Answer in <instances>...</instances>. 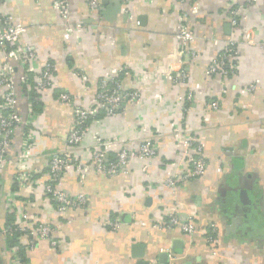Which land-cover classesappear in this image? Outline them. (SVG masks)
Listing matches in <instances>:
<instances>
[{
  "label": "crops",
  "instance_id": "obj_1",
  "mask_svg": "<svg viewBox=\"0 0 264 264\" xmlns=\"http://www.w3.org/2000/svg\"><path fill=\"white\" fill-rule=\"evenodd\" d=\"M195 1L190 22L196 38L180 52L175 0H99L97 12L87 0H69L71 19L83 25L70 33L53 0H0V13L26 27L18 44L34 53L30 80L52 66L51 85L35 90V145L22 165L13 160L0 176V230L7 223V197L14 193L15 206L53 225L57 241L39 240L29 248L22 234L20 252L17 244L7 245L13 237L0 236V264H264V0L243 8L240 29L254 43L239 44L237 74L226 79L208 76L205 69L236 33L226 15L233 0ZM5 52L0 49V68ZM181 72L185 80L175 82ZM106 75L117 78L122 91L138 90L141 99L122 104L113 115L97 108L98 81ZM249 84H255L253 91L245 90ZM188 92L191 101L178 100ZM61 93L69 100L61 101ZM214 99L216 109L209 105ZM76 106L94 109L74 150L88 171L80 178L68 168L54 184L69 196L84 194L86 201L62 213L43 185L50 180L49 159L66 145ZM19 110L25 111L23 97ZM178 130L197 138L206 167L171 189L164 179L183 170ZM146 139L156 148L152 158H133L111 175L92 169L94 151L112 161L118 150ZM20 169L36 183L20 187ZM171 215L191 220L199 232H183L169 223ZM106 218L117 228L105 224ZM210 227L218 233L217 255L205 239Z\"/></svg>",
  "mask_w": 264,
  "mask_h": 264
},
{
  "label": "built area",
  "instance_id": "obj_2",
  "mask_svg": "<svg viewBox=\"0 0 264 264\" xmlns=\"http://www.w3.org/2000/svg\"><path fill=\"white\" fill-rule=\"evenodd\" d=\"M128 3L130 0H123ZM257 0H233L226 8L228 22L235 34L229 36L226 40V46L223 51L216 53L208 61L205 73L208 76L220 75L223 78H229L237 74L236 62L239 56V44L247 41L253 44L254 40L249 36L248 30L240 29V21L243 8L252 5ZM179 6V15L177 19V28L174 32V39L180 52H184L185 44H189L196 38L193 26L190 22V14L195 12L198 3L191 0L187 7H184L185 0H175ZM53 5L58 8L61 22L67 31L73 32L83 28L79 21H73L70 17L69 0H53ZM88 7L97 12L100 8L99 0H87ZM125 13L129 18L133 15L125 9ZM26 32V27L13 20L9 14L0 13V49H5L6 62L0 68V176L3 167L9 162L15 160L17 164H23L29 157L32 147L35 145L33 136V123L37 118L38 112L33 108L29 101L28 94L33 90H44L51 85V69L50 64H46L43 71L32 82L28 73L31 71L30 64L34 59V53L28 46H20L18 44L22 34ZM191 58H195L194 51H186ZM21 73L19 84L16 81V75ZM185 74L179 73L175 78V82H183ZM255 84H249L245 87L246 91H253ZM221 91L224 92V89ZM22 94V95H21ZM23 97L25 111L19 110V100ZM192 93L178 98L180 101H191ZM61 101H68L69 96L65 93L59 94ZM141 99L138 90L122 91L120 81L114 76H101L98 81V90L95 95V106L105 109L108 114H115L118 108L124 103H136ZM211 108L218 107L216 99L210 100ZM94 114L93 108H85L76 106L73 109L72 127L69 130L63 150L51 156L47 163V170L50 180L46 182L44 194L58 205L59 212H65L72 207H81L85 204L86 198L82 193L75 196H69L55 186L57 178L68 168L75 169L80 178L87 174L86 165L79 161L74 155V150L84 138L87 123ZM177 139L181 147V164L182 171H178L173 176H167L163 183L174 189L179 180L194 178L201 176L206 167L203 158L202 146L196 137L191 135V131L181 132L178 130ZM16 153V154H15ZM156 154V148L151 140H143L134 149H121L116 152L115 158L108 161L105 154L101 150H96L92 154V169L104 172L108 175L115 174L118 170L129 163L133 158H142L148 160ZM146 167V166H145ZM146 168H142L145 172ZM16 180L20 187L30 186L33 182L29 173H23L20 169L16 176ZM8 213H13L15 219L13 222L4 226L0 230V236L3 238L14 237L16 233H23L27 238V246L32 248L39 240H50L52 245H56L57 241L52 239L53 225L38 217L32 215L30 210L25 206H15L16 194L11 193L7 197ZM169 223L179 226L180 229L187 233L193 234L199 232L191 220L180 222L175 216L171 215L168 219ZM105 224L111 229L117 228L118 224L111 218H106ZM205 239L211 247V252L217 255V245L219 243L217 230L210 227L205 234ZM12 249V250H11ZM9 251L19 260V253L16 248Z\"/></svg>",
  "mask_w": 264,
  "mask_h": 264
},
{
  "label": "trees",
  "instance_id": "obj_3",
  "mask_svg": "<svg viewBox=\"0 0 264 264\" xmlns=\"http://www.w3.org/2000/svg\"><path fill=\"white\" fill-rule=\"evenodd\" d=\"M28 96H29V101L31 102L33 108H36L39 105V100H38V96H37L35 90L31 91L28 94ZM6 217H7V221H6L7 223L5 225L8 226L13 222L15 217H14L13 213H7ZM22 234L23 233H16L14 235V237L11 238V240H7V245L11 246V245L17 244V246H19V248H21V250H20V252H21L22 251V245H20L19 238L21 237Z\"/></svg>",
  "mask_w": 264,
  "mask_h": 264
},
{
  "label": "water",
  "instance_id": "obj_4",
  "mask_svg": "<svg viewBox=\"0 0 264 264\" xmlns=\"http://www.w3.org/2000/svg\"><path fill=\"white\" fill-rule=\"evenodd\" d=\"M163 256V255H162ZM165 256V255H164ZM144 264H146V263H144Z\"/></svg>",
  "mask_w": 264,
  "mask_h": 264
}]
</instances>
